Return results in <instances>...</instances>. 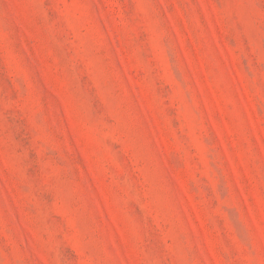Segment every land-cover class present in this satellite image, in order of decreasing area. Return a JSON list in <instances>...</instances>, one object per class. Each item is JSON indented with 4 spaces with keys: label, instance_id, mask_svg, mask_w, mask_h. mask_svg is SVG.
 Here are the masks:
<instances>
[{
    "label": "rangeland",
    "instance_id": "374dc122",
    "mask_svg": "<svg viewBox=\"0 0 264 264\" xmlns=\"http://www.w3.org/2000/svg\"><path fill=\"white\" fill-rule=\"evenodd\" d=\"M0 264H264V0H0Z\"/></svg>",
    "mask_w": 264,
    "mask_h": 264
}]
</instances>
